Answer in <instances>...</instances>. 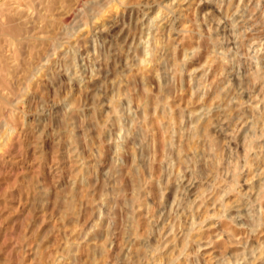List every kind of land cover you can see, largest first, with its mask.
<instances>
[{
    "label": "rangeland",
    "instance_id": "1",
    "mask_svg": "<svg viewBox=\"0 0 264 264\" xmlns=\"http://www.w3.org/2000/svg\"><path fill=\"white\" fill-rule=\"evenodd\" d=\"M32 9L2 32L0 264H264V0Z\"/></svg>",
    "mask_w": 264,
    "mask_h": 264
},
{
    "label": "bare ground",
    "instance_id": "2",
    "mask_svg": "<svg viewBox=\"0 0 264 264\" xmlns=\"http://www.w3.org/2000/svg\"><path fill=\"white\" fill-rule=\"evenodd\" d=\"M34 3L35 0L32 1V4ZM32 4L27 3L24 0H13L9 4L6 3V6H8L9 10L7 11L8 14H6L0 22V51L4 49L7 52H12L9 48L14 45L13 40L10 39V34L5 35L4 33L2 34V32H6L8 30L10 31L11 29L15 30V28L17 27V25H15L16 23L19 24L18 27H20L22 23H28L33 10ZM9 55L14 57L13 53H10ZM12 57H10V59Z\"/></svg>",
    "mask_w": 264,
    "mask_h": 264
}]
</instances>
